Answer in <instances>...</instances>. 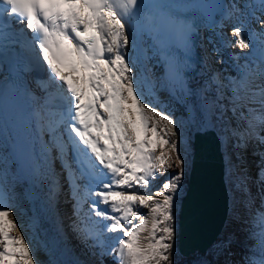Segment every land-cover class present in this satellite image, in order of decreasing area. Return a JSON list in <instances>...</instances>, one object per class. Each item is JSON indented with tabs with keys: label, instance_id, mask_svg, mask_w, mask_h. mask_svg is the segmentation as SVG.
<instances>
[{
	"label": "snow or ice",
	"instance_id": "1",
	"mask_svg": "<svg viewBox=\"0 0 264 264\" xmlns=\"http://www.w3.org/2000/svg\"><path fill=\"white\" fill-rule=\"evenodd\" d=\"M261 3L264 6V0ZM189 7L197 5L0 0V55L21 42L18 36L30 33L32 46L46 65L47 79L60 87L66 101L57 108L41 98L43 103L32 113L40 135L36 142L13 139L12 158L27 155L37 172L49 176H54L49 162L59 160L68 175L78 217L83 206L79 182L84 181L85 199L91 205L74 229L85 240L97 238V223L103 232L116 234L111 246H96L101 256L111 255L117 264H173L174 193L184 175L185 159L174 139L172 116L145 102L136 65L127 54L128 26L140 21L165 51L177 34L190 30L180 11ZM231 37H221L225 47H259L261 55L245 58L244 64L236 65L234 75L212 74L200 85L201 117L196 132L214 130L225 148L229 143L240 148L250 142L264 148V14L241 13ZM168 71L175 74L178 70L170 65ZM6 102L7 94L0 90V121ZM190 147L195 149L194 141ZM4 151L0 150V264H39L34 242L26 239L5 191L9 157ZM259 156L256 182L261 185V204L251 223L258 229L254 234L262 239L259 252L248 264H264V152ZM226 159L230 161L227 153ZM173 167L175 173L150 191L152 181ZM228 174H232L231 166ZM235 182L248 192L246 173L237 175ZM49 188L50 194L55 191L54 178Z\"/></svg>",
	"mask_w": 264,
	"mask_h": 264
},
{
	"label": "bare ground",
	"instance_id": "2",
	"mask_svg": "<svg viewBox=\"0 0 264 264\" xmlns=\"http://www.w3.org/2000/svg\"><path fill=\"white\" fill-rule=\"evenodd\" d=\"M246 8V6L243 7L236 0H228L227 2L225 0L223 6H220L217 12L214 8V16L209 15L213 18L210 22L205 23L203 31L199 32L202 35L199 50L204 53L205 58L202 59L199 70L190 81V84L193 86L192 91L188 93L184 87H181L180 91L177 92V94L181 92L178 102L168 96L167 83L162 78V74L156 69L159 68L157 66L158 57L148 39L150 37L152 40L151 36L143 32L140 37H136L131 24L128 26L130 43L127 48V54L136 65L135 74L138 85L143 89L145 102H150L158 110L170 114L175 121L176 136L174 139L178 142L181 156L185 159L184 175L180 181V187L174 193V202L178 208L181 197L187 188L190 158L192 155L190 143L193 140V133L196 131L201 117L200 85L209 75L219 74L212 71L209 66L214 65V69V61H217V59L224 61L225 58V64H228L230 69V71H225L227 73L225 76H230L235 74L237 64L245 63V58L254 60L259 57L255 50L225 47L221 42V37L224 35L232 38V28L241 19V13H244L245 16L247 15L248 11ZM259 12L255 15L261 16L264 14V8ZM211 50L214 51V55L210 53ZM39 91L37 89L36 92L38 93ZM34 105L36 110L39 104L35 103ZM26 128L30 141L36 142L37 136L40 135V130L37 122L32 118V114L28 119ZM62 130L63 128H61ZM13 139V131L3 119L0 121V150H6L3 154L9 157L5 191L11 188L14 192L12 197H8L14 205V214L19 218V222L23 226L22 230L26 233V239L34 242L32 247L39 264H55V259L57 258H60L65 264H99L101 255H85L84 258L88 260L82 262L73 257L72 254L75 251L74 244L78 246V244L85 243V238L82 234L76 233L79 234L78 236L73 234L71 237L75 242L71 240V245L69 241L66 242L67 248L61 244V239L57 236L61 226V214L64 223L63 228L67 230L71 225L68 224L70 227H66L65 221L67 219V223H69L68 217H70L71 210L74 211L75 201L72 198V190L69 188V179L66 180L67 173L63 171L60 163L54 159L49 162V168L54 176L45 175L37 171L34 175L23 174L18 167L17 155L14 159L12 158ZM223 149L225 155L227 153V156L230 157V161L227 160V170L231 166L232 173L229 175L227 171L231 195V210L226 227L218 241L205 254L196 253L190 258H185L178 255V250L176 251L173 248L171 257L173 264H195L192 260L199 256L205 258L199 260L201 263L198 264H225L227 260L230 261V264L233 262L235 264H238V262L245 264L246 260L255 253L253 249L261 247L262 238L254 234L258 232V229L252 226L251 220L255 210L260 206L258 201H261L260 193L262 190H260V185L256 182V175L259 176L261 165L259 153L264 152V148L255 142H250L246 147L233 149L228 144ZM174 169L176 168L174 167ZM245 173L248 176V192L239 189L235 182L237 175ZM170 176L172 174H167L166 177H159L167 179ZM53 178L56 181V189L50 194L49 186ZM164 180H161L159 185L153 189H158ZM80 183L82 184V191L85 196L83 189L84 181ZM7 193L9 192L7 191ZM82 202L83 206L80 212L88 211L91 200H82ZM74 215H76L75 212ZM76 218L77 220L79 219L77 215ZM93 219L99 220V218L95 217ZM99 226L102 227L101 224L97 223L95 228ZM73 231L75 232V229ZM76 236L78 241H76ZM110 243L112 245L113 242Z\"/></svg>",
	"mask_w": 264,
	"mask_h": 264
},
{
	"label": "water",
	"instance_id": "3",
	"mask_svg": "<svg viewBox=\"0 0 264 264\" xmlns=\"http://www.w3.org/2000/svg\"><path fill=\"white\" fill-rule=\"evenodd\" d=\"M187 188L176 219L178 253L190 258L207 253L222 235L229 219L231 195L227 159L220 138L209 129L193 133ZM230 148L236 149L231 143Z\"/></svg>",
	"mask_w": 264,
	"mask_h": 264
},
{
	"label": "rangeland",
	"instance_id": "4",
	"mask_svg": "<svg viewBox=\"0 0 264 264\" xmlns=\"http://www.w3.org/2000/svg\"><path fill=\"white\" fill-rule=\"evenodd\" d=\"M209 62H211V61H209ZM213 64V63H212ZM209 68L212 70V71H214V72H216V73H218L217 72V70H215V68L213 69V65H210L209 66ZM225 71H230V69L229 68H227ZM232 71V70H231ZM225 74H227V73H225ZM218 75H220V73L218 74ZM224 76V75H223ZM175 171H176V169H174V167L173 168H170L169 170H168V172L164 175L165 177H166V175L167 174H174L175 173ZM165 177H157V179H155V180H153L152 181V183H151V185H150V191L152 190H154L153 188L154 187H157L158 185H159V182L161 181V180H164L165 179ZM256 178H257V180H258V175H256ZM258 184V183H257ZM260 190H261V185H260ZM7 191L9 192V193H7ZM6 191V194L8 195V196H10V197H12L13 195H14V192L12 191V189L10 188V189H8ZM155 191V190H154ZM80 193V192H79ZM261 194V193H260ZM260 204H261V201L259 200L258 201ZM258 202H256V203H258ZM143 211V213H147L148 212V209H143L142 210ZM177 211H178V206H177V204L175 203V208H174V212H175V219H174V228H175V230H176V219H177ZM84 212H88V211H84ZM86 213H85V215H86ZM69 222V221H68ZM65 223H66V227L67 226H69L68 224H70V222L69 223H67V219H66V221H65ZM63 225H64V223H63V221H62V214H61V226H60V228H59V230H58V234H57V236L61 239L60 240V242H61V244L64 246V247H66V242H68L69 241V243H70V245H71V240H72V242H75L74 241V239H72V235H73V233H72V230L70 229V228H68L67 230L65 229V228H63ZM98 228H101L102 229V227H97V229H94L97 233H99V235L97 236V238L96 239H94L95 241H94V244L95 245H97V244H103L104 246H111V243L110 242H113V237L116 235V234H111V233H109V234H106L107 232H103V229L102 230H99ZM75 233H78V232H76V230H75ZM103 234L105 235V236H103ZM175 236H176V233H175ZM105 237H107V238H105ZM76 241H78V239H77V236H76ZM85 243H87V245L85 244ZM85 243L83 242V244H81V245H79L78 244V246H80L79 248H78V246H77V244H74V247H75V251H74V253L72 254L73 255V257L74 258H76V260L78 259V261H80V262H82V261H85V260H88L87 258H84V256L85 255H90V256H92L93 254L94 255H96V256H98L97 255V253L99 252V251H101L100 250V247H98V246H96L95 247V251L94 250H92V246H91V241H87V240H85ZM83 245L86 247V248H83ZM67 248V247H66ZM174 248L176 249V251H177V246H176V237H174ZM82 251H81V250ZM254 250V252L255 253H258L259 252V250H260V247L259 248H254L253 249ZM178 252V251H177ZM92 254V255H91ZM81 255H82V257H81ZM178 255H180L179 253H178ZM100 256V255H99ZM108 256H111V255H106V256H103L102 258L100 257V263L99 264H105L107 261L105 260ZM205 257H202V256H199V257H196V258H194L193 260H192V262L193 263H195V264H198V263H201V261H199V260H201V259H204ZM251 258V257H250ZM250 258H248L247 260H246V262H245V264H248V261H249V259ZM58 259V260H57ZM57 259H55V264H65V262H63L60 258H57ZM180 259V258H179ZM192 262H190V263H192ZM225 264H230V261L229 260H227V262H225ZM232 264H235V262H233ZM237 264V263H236ZM238 264H241V263H239L238 262ZM242 264H244V263H242Z\"/></svg>",
	"mask_w": 264,
	"mask_h": 264
}]
</instances>
